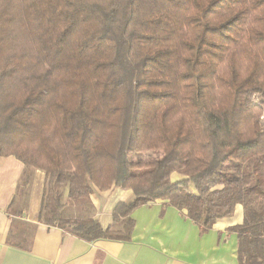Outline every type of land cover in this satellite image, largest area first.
<instances>
[{"label":"trees","instance_id":"obj_1","mask_svg":"<svg viewBox=\"0 0 264 264\" xmlns=\"http://www.w3.org/2000/svg\"><path fill=\"white\" fill-rule=\"evenodd\" d=\"M0 156L79 240L129 242L157 200L201 235L241 206L237 263L264 264V0H0ZM111 187L131 199L103 229Z\"/></svg>","mask_w":264,"mask_h":264},{"label":"crops","instance_id":"obj_2","mask_svg":"<svg viewBox=\"0 0 264 264\" xmlns=\"http://www.w3.org/2000/svg\"><path fill=\"white\" fill-rule=\"evenodd\" d=\"M23 172L18 160L0 156V264H238L237 238L227 229L242 223L241 206L235 207L232 217L217 220L201 235L185 211L157 200L132 213L134 229L129 242H86L39 223L44 181L40 171L30 179L28 198L18 195L13 199ZM130 199L129 190L94 189L90 200L99 225L107 229L115 205ZM11 203L22 212L12 215Z\"/></svg>","mask_w":264,"mask_h":264},{"label":"rangeland","instance_id":"obj_3","mask_svg":"<svg viewBox=\"0 0 264 264\" xmlns=\"http://www.w3.org/2000/svg\"><path fill=\"white\" fill-rule=\"evenodd\" d=\"M161 157V154L160 153H148V154H145L143 156L144 159L146 160H151V159H159ZM38 171V170H36ZM41 172V171H40ZM42 173V172H41ZM44 175V174H43ZM172 180H176L177 178H175V176H172L171 178Z\"/></svg>","mask_w":264,"mask_h":264}]
</instances>
